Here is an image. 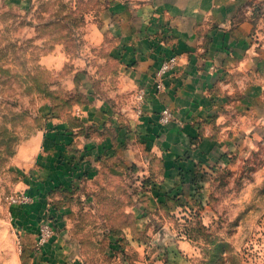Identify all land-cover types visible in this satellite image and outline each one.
Wrapping results in <instances>:
<instances>
[{"label":"rangeland","instance_id":"rangeland-1","mask_svg":"<svg viewBox=\"0 0 264 264\" xmlns=\"http://www.w3.org/2000/svg\"><path fill=\"white\" fill-rule=\"evenodd\" d=\"M114 1L145 20L181 0H0V264H264V0H236L251 51L200 128L221 155L208 143L172 176L154 134L134 159L128 134L82 163L84 138L109 133L84 105L131 99L114 89Z\"/></svg>","mask_w":264,"mask_h":264},{"label":"crops","instance_id":"crops-1","mask_svg":"<svg viewBox=\"0 0 264 264\" xmlns=\"http://www.w3.org/2000/svg\"><path fill=\"white\" fill-rule=\"evenodd\" d=\"M179 4L162 9L157 13L159 18L144 20L126 4L114 1L110 8L117 21L112 26L116 39L110 49L118 62L114 89L131 99L128 106L112 96L84 105L81 118L98 129L106 126L109 133L84 138L87 150L83 164L87 157L102 154L128 134L130 140L118 142L119 151L127 160L134 159L137 133L142 142L143 137L155 135L152 145L164 150L170 176L172 171L178 173L181 165L201 164L199 156L208 143H216L212 161L221 155L219 142L210 134L202 137L200 128L217 108L216 88L223 77L228 72L241 71L248 58L250 27L244 20L234 22L235 5L239 4L236 0H181ZM170 56L175 58L173 66L159 76L162 60ZM159 79L160 88L156 86ZM131 101L139 110L137 114L131 112ZM164 108L170 112L167 123L160 121ZM70 153L69 148L63 151L60 176L69 175Z\"/></svg>","mask_w":264,"mask_h":264},{"label":"built area","instance_id":"built-area-1","mask_svg":"<svg viewBox=\"0 0 264 264\" xmlns=\"http://www.w3.org/2000/svg\"><path fill=\"white\" fill-rule=\"evenodd\" d=\"M174 60H175V58L173 56H170V57L163 59L161 65H160V68L158 70V75L159 76L164 75L173 66ZM156 86L158 88H160L162 86V82L160 79L158 80ZM169 120H170V112L167 108H164L161 111L160 121L162 123H167V122H169Z\"/></svg>","mask_w":264,"mask_h":264}]
</instances>
